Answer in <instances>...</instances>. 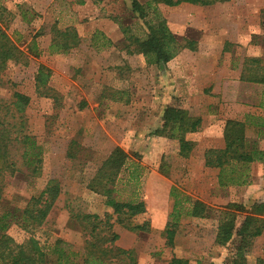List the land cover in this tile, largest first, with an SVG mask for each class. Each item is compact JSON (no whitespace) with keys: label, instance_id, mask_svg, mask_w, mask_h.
I'll list each match as a JSON object with an SVG mask.
<instances>
[{"label":"rangeland","instance_id":"1","mask_svg":"<svg viewBox=\"0 0 264 264\" xmlns=\"http://www.w3.org/2000/svg\"><path fill=\"white\" fill-rule=\"evenodd\" d=\"M130 5V0H0V29L10 39H18L16 45L24 55L20 62L5 65L0 99L8 106L14 92L29 98L24 132L43 149L40 176L32 178L21 165L18 147H11L17 169L2 177V197L21 207L55 179L60 195L33 237L42 247L62 240L82 252L88 234L77 223L71 227L70 221L85 214L104 220L111 213L88 184L102 161L120 148L129 162L139 166L136 186L123 189L129 172L121 175L120 190L124 191L120 198L135 195L143 201L145 213L136 216L132 226L147 230L127 229L114 223L113 217L111 231L118 239L111 248L132 250L135 264H168L173 257L190 264H224L231 245L215 243V215L231 203L246 210L254 203H264L263 167L250 164L248 184L221 188L218 171L204 165V152L223 148L226 121L264 117V84L248 81L250 75L256 73L260 79L264 73V0L159 5L169 31L195 42L193 51L182 49L161 65H147L141 55L126 48L112 18L131 24ZM54 26L73 28L78 45L66 53L50 54ZM32 39L37 56L28 51ZM40 66L50 71L46 96L37 94L34 87ZM170 105L201 119L198 132L186 135L194 143L186 158L177 154L176 141L155 133ZM12 114L10 107L7 116L4 111L0 115L14 125ZM246 138L264 149V128L248 125ZM69 152L75 157H69ZM173 189L205 204L213 216H180L173 247H167L163 231L172 211ZM7 235L17 244L29 238L16 225L10 226ZM262 243L263 236L254 240L246 264L264 258Z\"/></svg>","mask_w":264,"mask_h":264},{"label":"trees","instance_id":"2","mask_svg":"<svg viewBox=\"0 0 264 264\" xmlns=\"http://www.w3.org/2000/svg\"><path fill=\"white\" fill-rule=\"evenodd\" d=\"M102 1L104 0H95L97 3ZM226 1L228 0H146L144 2L130 0L132 23L123 25L117 17L112 19L119 25L128 51L141 55L147 65H161L172 60L182 49L193 51L195 42L178 38L169 31L159 5L176 7L187 3L210 6ZM51 29L52 40L48 48L50 54L66 53L78 45L79 38L73 28L59 30L54 26ZM16 41L10 39L0 29V87L1 73L5 65L10 61L20 62L24 57ZM102 45L105 46L106 43ZM28 51L33 56L39 55L35 39L29 43ZM258 77L254 73L249 76L248 81L264 84V73L260 79ZM49 78V69L40 66L34 76L37 94L48 95ZM28 103L29 98L18 92L12 94L8 106L3 105L0 99V114L4 111L7 116L11 107L14 112L11 117L16 116V124L13 125L10 120L0 115V184L4 175L13 174L17 169L16 161L12 159L11 147H18L20 150L21 165L27 175L32 178L40 176L43 149L33 136L24 132L23 114ZM248 125L264 128V117L246 116L243 122L226 121L223 129V148L208 149L204 152V165L218 171L217 184L221 188L248 184L249 165L253 163L262 165L264 177V150L248 142L246 138ZM200 126L199 117L191 116L179 106L170 105L164 109L161 129L155 133L176 141L177 154L186 158L194 147V143L189 141L186 135L198 132ZM68 156L75 157L71 152ZM126 171L129 175L125 179L123 189L130 184L137 185L139 166L129 162L128 154L122 149L115 148L102 161L90 180L89 189L104 199V205L111 210V213H106L104 220L96 214L73 216L75 221H70V226L76 227L77 223V226L81 227L79 229L89 237L82 252L75 251L71 245L62 240H55L52 245L42 247L33 237V232L43 225L60 195L61 188L55 179L49 180L38 194L31 196L21 207L11 205L4 200L0 186V264H135L132 250L111 248L118 239V236L111 231L110 221L113 217L114 223L127 229L147 230L143 226H132L133 219L145 213L143 201L135 195L128 199L120 198L121 191H124L120 190L121 175ZM162 171L165 173L163 167ZM171 196L172 211L163 231L167 247H173L180 216L199 219L213 216L211 209L205 204L197 200L192 201L184 195L180 196L176 194L175 189L171 191ZM239 216L242 219L238 224ZM215 219L217 221L215 243L220 247L231 245L230 256L224 264H246L247 253L254 240L261 236H263L262 251L264 252V203H254L248 210L242 205L231 203L218 211ZM11 225L18 226L29 234V238L21 244L15 243L7 235ZM168 264L190 263L186 259L173 257ZM255 264H264V258H258Z\"/></svg>","mask_w":264,"mask_h":264},{"label":"crops","instance_id":"3","mask_svg":"<svg viewBox=\"0 0 264 264\" xmlns=\"http://www.w3.org/2000/svg\"><path fill=\"white\" fill-rule=\"evenodd\" d=\"M259 148V147H258ZM261 150H264V149H261ZM253 164H259V163H253Z\"/></svg>","mask_w":264,"mask_h":264}]
</instances>
